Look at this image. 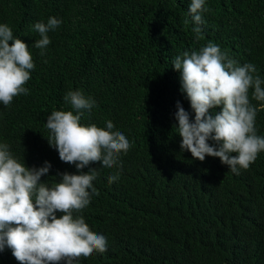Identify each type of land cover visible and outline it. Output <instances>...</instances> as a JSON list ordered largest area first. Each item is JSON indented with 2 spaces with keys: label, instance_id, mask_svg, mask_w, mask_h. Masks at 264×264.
Here are the masks:
<instances>
[{
  "label": "trees",
  "instance_id": "obj_1",
  "mask_svg": "<svg viewBox=\"0 0 264 264\" xmlns=\"http://www.w3.org/2000/svg\"><path fill=\"white\" fill-rule=\"evenodd\" d=\"M190 3L0 0V24L29 47L35 65L23 85L28 94L15 96L8 106L0 102V144L9 145L27 168L49 162L39 181L49 187L63 173L90 168L98 173L92 184L99 194H91L89 205L74 217L82 216L91 231L104 235L107 250L74 264H264V151L239 174L217 157L199 161L181 151L176 105L189 113L190 122L194 112L172 66L185 51L199 52L211 42L237 66L254 64L253 75L264 88V0H205L200 39L192 31ZM49 17L62 23L47 33L50 44L37 49L33 44L40 36L33 26L47 24ZM69 91L95 101L91 110H81V125L107 130L111 121L112 131L129 140L118 166L94 162L77 170L49 145L45 124L51 112L76 114L64 100ZM253 91L256 134L264 137V101L254 100ZM117 172L119 178L109 183ZM0 264L20 262L5 246Z\"/></svg>",
  "mask_w": 264,
  "mask_h": 264
},
{
  "label": "clouds",
  "instance_id": "obj_2",
  "mask_svg": "<svg viewBox=\"0 0 264 264\" xmlns=\"http://www.w3.org/2000/svg\"><path fill=\"white\" fill-rule=\"evenodd\" d=\"M204 4L205 0H191L188 9L197 39L202 38L201 13L207 11ZM61 23L54 17H49L47 24L35 23L33 28L40 39L33 46L46 48L50 44L47 33ZM28 48L14 38L7 24H0V102L4 106L10 105L15 96L28 94L23 85L35 67ZM172 66L180 72L182 91L194 112V121L190 122L189 113L179 102L176 105L175 128L181 137V151L187 150L199 161L205 156L217 157L234 174L248 169L258 153L264 151V137L258 136L255 128L257 108L249 101L250 88L254 89V100L264 101L262 81L253 75L256 66H237L211 42L199 52L185 51ZM64 100L76 114L52 111L45 124L51 133L48 143L57 150L59 159L75 163L77 170L94 162H101L108 169L118 166L120 154H126L131 146L126 136L112 131L111 121L106 122L107 130L81 125V110H91L95 101L80 91H69ZM217 106H222L221 111L214 116L209 114ZM209 139L215 142L214 146L209 145ZM50 168L47 161L43 167L27 168L13 157L9 145L0 144V251L7 246L20 264H74L94 251L104 253L106 237L91 231L82 216L74 217V213L89 205L91 194H99L92 184L98 175L96 169L82 174L63 173L61 180L49 187L39 181ZM118 178L119 172L109 177V183ZM56 212L62 215L57 218Z\"/></svg>",
  "mask_w": 264,
  "mask_h": 264
}]
</instances>
